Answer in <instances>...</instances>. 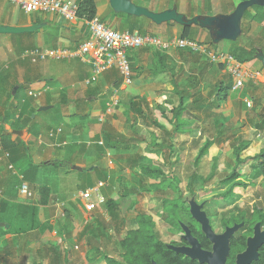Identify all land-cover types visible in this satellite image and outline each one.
Listing matches in <instances>:
<instances>
[{
  "label": "crops",
  "instance_id": "obj_1",
  "mask_svg": "<svg viewBox=\"0 0 264 264\" xmlns=\"http://www.w3.org/2000/svg\"><path fill=\"white\" fill-rule=\"evenodd\" d=\"M132 1L154 9L145 4V0ZM95 3L98 16L111 14L107 12L108 6L104 0H95ZM161 3V10L170 8L169 5L172 4L180 12L189 14L187 16L213 15L232 9L230 2L224 0H205V4L198 3L196 7L192 5L193 8H188L184 0H162ZM113 18L111 14L112 22ZM34 24L39 25V28L31 32L0 34V136L9 132L11 140L18 145L6 158L5 150L0 144V227L9 230L5 234L0 230V234L5 235L16 252L20 250L23 257L31 258L32 261L26 264L33 261L44 264H59L60 261L62 264L67 261L70 264H84L81 256L85 257L89 249L79 241L78 246L75 244L73 248L75 246L80 249L71 250V242L65 239L66 234L70 233L67 231L71 230L65 229L66 224L60 220V209L55 203L60 202L63 206L64 202L67 203L64 206L67 210L63 206L62 210L67 219H70L69 222L75 225L73 231L79 230L78 224L80 226L88 215L102 212L101 205L96 202V194L92 195L95 202L93 210L86 209L78 194L82 190L96 188L97 181L104 179L102 175H98V165L101 159H105V153L100 151L98 142L108 141L110 148L105 149L107 151L113 148L117 136L123 130L119 127L120 123H127L121 110L124 106L129 109V100L135 96L144 99L140 95L143 92L135 94L138 89H134L133 85H120L121 79L116 68L105 71L96 82L85 85L84 80L90 75V67L77 59L46 60L36 64L27 60L20 62V55L16 53L33 47L73 49L88 38V30L82 19L67 21L50 13H29L8 0H0V25ZM158 27L172 35H179L180 32L179 25L162 24ZM198 33L203 41L209 37L205 29H199ZM206 45L210 49L211 46ZM243 64L253 74V78L245 84L251 85L248 86L252 93L250 98L257 99L254 115L260 123L264 119V67L256 59ZM14 87L15 97L12 92ZM30 89L41 91V95L37 98L28 97L27 91ZM23 99L25 105L21 111L20 101ZM113 99L120 100V103L118 108L111 110L115 114L109 116L106 114V107ZM41 107L46 108L40 109ZM33 109H36L32 115L35 117L34 122L23 124V118ZM56 127H61L62 132L55 138H50L48 130ZM88 141L92 142L91 145L84 146L82 142ZM9 163L13 170L7 167ZM32 166L36 168L34 172H31ZM18 173L28 175L26 181L34 187L32 191L35 198L20 195ZM102 181L107 185V180ZM42 185L50 189L49 202L45 206L38 204L37 188ZM98 193L104 198L110 196L106 188L98 190ZM53 198L60 201L53 202ZM31 207H37L33 214ZM27 216L29 219L35 217V221L23 233L19 230L27 223ZM58 252L60 257H56Z\"/></svg>",
  "mask_w": 264,
  "mask_h": 264
},
{
  "label": "rangeland",
  "instance_id": "obj_2",
  "mask_svg": "<svg viewBox=\"0 0 264 264\" xmlns=\"http://www.w3.org/2000/svg\"><path fill=\"white\" fill-rule=\"evenodd\" d=\"M104 1L108 6L107 12H109L111 9L109 2L108 0ZM224 1L230 2L232 8L237 4V0ZM161 2L162 0H145V4L154 7L153 10L155 11L161 10ZM198 3L205 4V0H184V4L188 8L192 5L196 7ZM253 12L254 9H250V13ZM110 17L111 14L99 16L107 26L118 29L121 18L114 16L115 19L113 18L114 21L112 22ZM142 23L141 33L145 29V33L152 34L161 41H170L179 37L169 34L158 25H151L147 20L142 21ZM258 32V30H253L248 35L241 34L233 42L221 40L216 45H212L213 48L217 49L210 47V50L229 54L233 45H248L250 39L253 43L261 45L260 38L263 31L261 34ZM194 41L206 44L207 39L201 40V35L197 30ZM188 50L176 46H170L166 49L142 47L130 50V56L133 58L130 65L133 80L130 85H133L134 89H138L135 94L143 92L140 95H143L144 99L135 101L138 104V107L134 109L135 112L130 111L125 106L123 107L121 114L127 123H120L121 126L119 127L123 129L122 133L117 136L113 148L109 149L108 160H111V164H108L107 157H105V159H101L98 165V175H102L104 178L102 180H107V185L102 188H106L111 198L116 200L118 210L112 219L113 217L107 213L104 206L105 198L99 193V197L96 196V202L101 205L102 212L92 213L85 217L80 224L81 227L79 224L77 226L79 230L73 231L75 225L69 222L70 219H67L66 215L60 219L63 224H66L65 229L71 230L67 231L70 233L65 236L66 241L71 242V250L80 249L75 246L73 248L75 244L78 246L79 241H82V245L89 249L85 257L81 256V262L84 264H102V255L97 254L95 248H98L100 252L112 254L116 249L118 240L126 230L136 227L135 217L138 212L153 215L156 229L160 235L166 239L170 238L171 229L156 212L160 209L161 198H173L177 194H212L215 191H211L209 185L206 188L207 191L203 189L200 192L202 183L199 177H206L210 173L215 156L218 159V165L216 173L210 179L211 181L230 175L235 167L236 153H239L241 158H247L264 147V131L258 126L259 122L254 115L257 99L250 98L252 93L248 88V86L251 87L249 84H244L236 91H230L226 99L222 100L220 107H206L202 110H194L192 113H184V118L192 122L185 126L188 132L185 134L173 133V123L165 122L162 117L163 113L171 116L170 109L178 103V97L172 91L174 86L172 78L181 88L193 86V89H188L185 94L191 95L192 101L199 98V102H204L208 106L209 99L214 97L212 89L215 83L219 80H228L230 77L224 63L212 62L208 59L212 64H205L206 57L201 53ZM155 51L166 54V72H158L161 69L157 64L155 69L152 67L156 62ZM16 54L20 55V62L24 60L21 58L23 52ZM168 72H173V77L168 75ZM245 99H251V107L246 106ZM119 103L120 100H117V104L113 105L112 108H118ZM138 108L141 110L140 113ZM106 114L112 116L115 113L110 110L106 111ZM153 119L161 123L165 122L167 129L164 130L152 125ZM211 138L215 139L214 143L196 164L195 159L198 150L207 139ZM245 142L249 143L246 149H237ZM82 143L84 146H90L92 142L89 144ZM237 150L238 152H236ZM101 155L104 154L101 152ZM143 162L150 163L153 168L160 167L164 170L166 175L160 176L159 184L153 185L156 181L145 177L139 171L138 164ZM171 175L175 179H171ZM175 180L179 182L177 189L165 184V182H175ZM238 181H240V185L235 186L234 190L244 195L240 200L241 205L249 207L250 202L254 201L260 204L264 201H261L264 199V177L257 176L249 164L243 166ZM244 181L248 182V185L245 186L247 190H244ZM253 184L254 188H252ZM82 187L80 186V188ZM215 193L219 192L216 191ZM57 200L59 199L53 198L52 201ZM216 201L221 200L216 199ZM65 204L67 203L64 202L66 207ZM64 206L63 209L67 210ZM26 221L27 223L21 228L30 227L34 223L35 217L29 219L27 216ZM73 233L76 234L73 235ZM66 241L64 242L65 248ZM87 256L91 260H87ZM30 261L32 260L29 256L23 257L20 250L16 252L5 235L0 234V264H26ZM58 263L62 264V261ZM66 264L70 263L67 261Z\"/></svg>",
  "mask_w": 264,
  "mask_h": 264
},
{
  "label": "trees",
  "instance_id": "obj_3",
  "mask_svg": "<svg viewBox=\"0 0 264 264\" xmlns=\"http://www.w3.org/2000/svg\"><path fill=\"white\" fill-rule=\"evenodd\" d=\"M242 0H237L236 2H240ZM77 3V17L79 19H91L95 16H97V7L95 0H77L75 1ZM139 4V3H137ZM140 5V4H139ZM172 4L169 5L171 7ZM233 8L230 11H225V13L231 12ZM250 9H254L253 13H250ZM112 16L121 18L122 20L120 21L118 25L119 30H138L140 32L142 28V21H148L151 23V25H154L152 22H150L147 18L144 17H135L132 15H127L123 13H114L111 9L109 11ZM191 17V16H189ZM167 25H177L174 22H168L165 23ZM241 28H242V34H249L253 30H258L260 34L263 31V35H261V45L258 43H253L252 39H250L248 45H238L235 44L232 46L230 49V55L237 60L240 63H247L253 59H255V53L257 48L262 49L264 53V6H258V5H253L249 9H247L242 17L241 21ZM198 26H185L181 27L180 26V32H179V37L181 38H187V39H193L194 36L196 35V31L199 30ZM145 29L142 31L143 34H145ZM258 32V33H259ZM141 33V32H140ZM233 42V41H232ZM207 44H209L211 47L213 44L210 37H208ZM148 48V47H146ZM186 50H188L186 48ZM189 51V50H188ZM190 52V51H189ZM200 55V54H199ZM204 57H206L204 54H201ZM154 57L156 59V62L152 65V67L155 69L156 64L160 67L161 70H158V72H166V54L160 53L159 51L154 52ZM127 58L129 60V63L131 65V61L133 62V58L130 56V53L128 52ZM207 58V57H206ZM205 58V64H212L209 62L208 58ZM136 66V65H135ZM222 66V65H221ZM132 69V67H131ZM134 69V66H133ZM136 69V68H135ZM156 74L158 72L154 70ZM168 75H171L173 77V72H168ZM173 83V88L172 91L174 92L175 95L178 97V103L173 106L170 109V114L171 116H168L167 114H162V117L165 122L173 123V133H180V134H185L187 133L186 125H190L192 122L191 120H187L184 118V113H192L194 110H202L206 107H220L222 100L226 99V97L229 95L230 90H231V85L232 81L231 78L229 77L228 80H219L215 85L213 86L212 92L214 97H211L208 101V106L204 102H199V98H196L195 100H191L190 97L191 95L185 94V91L188 89H193V86H186L181 88L174 78L171 79ZM194 95V94H193ZM11 96V95H10ZM16 96V93L13 95V97ZM12 97V96H11ZM143 99L140 97H133L129 100V109L133 112H135L134 109L138 107V104L135 102V99ZM24 99L22 102L20 101L21 105V111L24 109L23 106L24 104ZM16 107V106H15ZM36 112V109L31 110L30 112H27L26 116L23 118V124H31L34 122L35 117H32ZM138 112L140 113L141 110L138 108ZM20 116V115H19ZM165 122L161 123L158 122L156 119H153L151 121L152 125L161 128V129H166ZM260 129H263L264 131V119L258 124ZM215 139H207L205 143L200 147L197 153V157L195 159V163L198 164L199 160L208 152L209 148L212 146L214 143ZM0 144L3 150L8 153H12L18 148L17 144L14 143L11 140V133L6 132L0 136ZM249 143L245 142L241 146L237 147V149H246L248 147ZM98 147L100 148V151H103L105 153V149L110 148V144L108 143H103L99 144ZM238 152V150L236 151ZM217 157L215 156L213 159V164L210 173L206 177H199L200 180L204 179H211L214 174L216 173L217 170ZM55 165H58L57 162H54ZM245 164H249L251 166V169L255 172V174L259 177H264V147L259 150V152L255 153L252 156H248L247 158H241L239 153H236V163L235 167L232 169L230 175H228L225 178H222L224 181H233V180H238L241 176V170ZM139 171L147 178L153 179L156 182L153 183L159 184L160 176L166 175L164 170L160 167H152L150 163H139L138 164ZM35 166H32L31 172L35 171ZM33 174V173H32ZM24 180H28V175L22 173ZM171 179L173 178V175H171ZM168 177V176H167ZM33 178H31L32 180ZM175 179V178H173ZM158 180V181H157ZM27 182V181H26ZM30 184V182H29ZM28 184V185H29ZM167 186H173L175 189L178 188L179 182L178 180L170 181V182H165ZM29 188L31 190H34V187L30 184ZM38 194H39V199H38V204L40 206H45L49 202L50 198V189L45 186H39L38 188ZM178 204V203H177ZM177 204L175 205H170L168 203L163 204V210L167 211L169 213L172 212H177V210H182L183 208L177 207ZM104 206L107 210V213L111 215L114 219L115 212L118 210V205L116 203V200L114 198L108 197L105 198L104 200ZM37 207H31V212L32 214L35 213ZM0 210H1V204H0ZM167 221H170L174 223V218H165ZM135 222H136V227L128 229L123 236L118 240L117 243L121 244L123 246L124 252L121 257L126 258V259H137V258H143V259H150L153 258L155 260H161V259H167L170 256L167 254L168 250H166L162 245V241L159 239L158 234L155 230L154 227V221L152 220L151 215L146 214L144 212H138L135 217ZM10 229V228H8ZM29 228H20L19 231L23 232L25 230H28ZM0 230H3L2 232L5 234L9 230H4L2 227H0ZM23 230V231H22ZM157 245L158 247H152V246H146V245ZM97 251V254L99 253L102 255L103 260H109L111 259L110 256H108L106 253L100 252L98 248H95ZM56 257H60V252L56 254ZM87 260H91V258L87 256ZM29 264H42L41 262L38 261H33Z\"/></svg>",
  "mask_w": 264,
  "mask_h": 264
},
{
  "label": "flooded vegetation",
  "instance_id": "obj_4",
  "mask_svg": "<svg viewBox=\"0 0 264 264\" xmlns=\"http://www.w3.org/2000/svg\"><path fill=\"white\" fill-rule=\"evenodd\" d=\"M200 192L207 186L208 195L177 194L173 198L160 199L156 212L171 229L170 238H164L154 227L162 245L170 256L167 259H126L121 257L124 249L117 243L109 260L102 264H264V199L260 204L250 202L249 207L240 204L242 195L234 187L238 180H200ZM242 182V181H241ZM244 187L248 182H243ZM252 183V182H251ZM254 184L253 187L254 188ZM197 190V191H198ZM244 190H247L245 187ZM244 196V195H243ZM264 198V197H263ZM220 199L221 201H216ZM177 204L183 208L169 213L163 204ZM174 218V223L165 218ZM127 231V230H126ZM158 247L157 245H146Z\"/></svg>",
  "mask_w": 264,
  "mask_h": 264
},
{
  "label": "built area",
  "instance_id": "obj_5",
  "mask_svg": "<svg viewBox=\"0 0 264 264\" xmlns=\"http://www.w3.org/2000/svg\"><path fill=\"white\" fill-rule=\"evenodd\" d=\"M10 3L18 6L20 9L29 12H43L58 15L67 21H76L77 3L73 0H8ZM88 30V38L82 41L77 47L70 49L66 47H33L27 49L21 55V58L36 64L46 60H69L77 59L90 67V75L84 80L85 85H90L98 80L100 75L105 71L116 68L120 75V85L128 86L132 83L133 72L127 58L130 50L148 47L166 49L170 46L187 48L193 52L204 54L210 61L224 63L230 75L232 85L230 91H236L251 78L253 74L243 63L235 60L230 53L224 54L218 51H211L209 47L201 42H197L187 38L178 37L170 41H161L158 37L149 33H140L138 30H119L107 26L99 16L91 19H82ZM41 95V91L28 90L27 96L37 98ZM246 106L251 107V99H245ZM117 104V100H111L107 104V111L112 110V106ZM62 132L61 127L51 128L47 135L55 138ZM87 144L90 141L86 142ZM98 144H102L99 141ZM4 156L9 157V153L5 152ZM110 156V152L105 150V157ZM111 163V160H108ZM13 170V166L9 163L7 166ZM20 179L19 193L24 198H35L34 192L29 188L28 183L24 180L23 175L17 174ZM106 185L104 181H97L96 188H88L79 192L80 199L84 202L87 210L95 208V202L92 195L99 197L98 190ZM1 199V192H0ZM60 209L59 216L63 217V204L55 203Z\"/></svg>",
  "mask_w": 264,
  "mask_h": 264
},
{
  "label": "water",
  "instance_id": "obj_6",
  "mask_svg": "<svg viewBox=\"0 0 264 264\" xmlns=\"http://www.w3.org/2000/svg\"><path fill=\"white\" fill-rule=\"evenodd\" d=\"M108 2L114 13L144 17L155 25L174 22L181 27L198 26L208 32L213 44H217L221 40L236 41L242 34L241 21L245 11L253 5L264 6V0H242L229 13H217L213 15L197 14L189 17L180 12L176 5L155 11L146 6L139 5L132 0H108ZM37 28H39L37 24L29 26L0 25V34H19L31 32ZM255 59L264 67V53L262 49L257 48ZM15 91L16 88L14 87L12 92L15 93ZM45 108L41 107L40 109ZM14 132L18 131L14 130Z\"/></svg>",
  "mask_w": 264,
  "mask_h": 264
}]
</instances>
